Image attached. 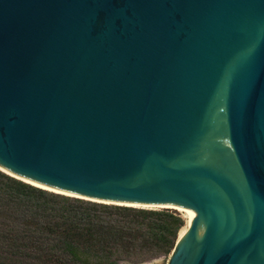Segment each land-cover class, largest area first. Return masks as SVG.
Wrapping results in <instances>:
<instances>
[{"label": "water", "instance_id": "95a60500", "mask_svg": "<svg viewBox=\"0 0 264 264\" xmlns=\"http://www.w3.org/2000/svg\"><path fill=\"white\" fill-rule=\"evenodd\" d=\"M0 170L187 207L168 264H264V0H0Z\"/></svg>", "mask_w": 264, "mask_h": 264}, {"label": "trees", "instance_id": "16d2710c", "mask_svg": "<svg viewBox=\"0 0 264 264\" xmlns=\"http://www.w3.org/2000/svg\"><path fill=\"white\" fill-rule=\"evenodd\" d=\"M186 222L176 209L87 200L0 170V264H142L169 257Z\"/></svg>", "mask_w": 264, "mask_h": 264}, {"label": "bare ground", "instance_id": "6f19581e", "mask_svg": "<svg viewBox=\"0 0 264 264\" xmlns=\"http://www.w3.org/2000/svg\"><path fill=\"white\" fill-rule=\"evenodd\" d=\"M17 177L29 182V183H32L34 185H37V186H40V187H43V188H47V189H50V190H54V191H58V192H64V191H61V190H58L54 187H50V186H47V185H44V184H41L39 182H36V181H33L31 179H28V178H25V177H22L20 175H16ZM163 207H171V208H174V209H177L178 211H180L184 217L186 218V226L181 230L180 234H179V237H182L184 235V233L188 230V227H189V215H190V211L187 209V207L185 206H180V205H162ZM161 206V207H162Z\"/></svg>", "mask_w": 264, "mask_h": 264}, {"label": "rangeland", "instance_id": "374dc122", "mask_svg": "<svg viewBox=\"0 0 264 264\" xmlns=\"http://www.w3.org/2000/svg\"><path fill=\"white\" fill-rule=\"evenodd\" d=\"M168 262H169V257H160L158 259H155V260H152V261H149V262H146V263H142V264H168Z\"/></svg>", "mask_w": 264, "mask_h": 264}]
</instances>
